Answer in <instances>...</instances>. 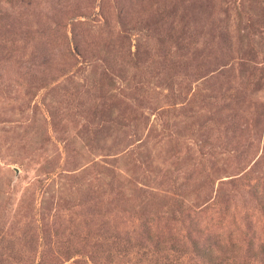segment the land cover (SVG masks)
<instances>
[{
    "label": "rangeland",
    "instance_id": "rangeland-1",
    "mask_svg": "<svg viewBox=\"0 0 264 264\" xmlns=\"http://www.w3.org/2000/svg\"><path fill=\"white\" fill-rule=\"evenodd\" d=\"M264 264V0H0V264Z\"/></svg>",
    "mask_w": 264,
    "mask_h": 264
},
{
    "label": "trees",
    "instance_id": "trees-1",
    "mask_svg": "<svg viewBox=\"0 0 264 264\" xmlns=\"http://www.w3.org/2000/svg\"><path fill=\"white\" fill-rule=\"evenodd\" d=\"M193 246L195 248L196 253L204 258L210 264H221L222 263V256L218 253H215V247L219 246L218 243L214 242L215 244L212 245H202L199 244L197 240L192 238ZM259 250L258 253L261 254V257L264 259V244H260L258 246Z\"/></svg>",
    "mask_w": 264,
    "mask_h": 264
}]
</instances>
